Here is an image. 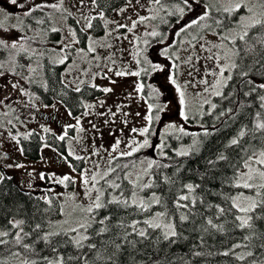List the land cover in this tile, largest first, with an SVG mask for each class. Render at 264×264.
I'll use <instances>...</instances> for the list:
<instances>
[{"label": "rangeland", "instance_id": "obj_1", "mask_svg": "<svg viewBox=\"0 0 264 264\" xmlns=\"http://www.w3.org/2000/svg\"><path fill=\"white\" fill-rule=\"evenodd\" d=\"M40 2L41 0H36V3ZM45 2L52 4L59 3V0H45ZM178 2L179 0H162L164 10L157 11L159 6L153 4L152 0H139L138 3L133 0L132 5L127 7L125 0L109 11L108 14H105V18L129 26L139 16H155L156 19H150L143 24H139L132 33L121 29L119 33L112 32V35H109L108 33L115 27L113 23H109L106 28L102 20V32L100 34L86 28L84 18H90L98 14L96 6H93L90 0H84L83 5L79 3V0H63L65 11L62 12L52 8H44L42 11L50 16V24L48 25L37 23V20H42L39 17L36 20L33 16L24 17L22 10L8 4L7 0H0V6L5 8V12L0 13V23L11 30L13 38L17 35L23 36L25 38L24 46L28 49L27 53L18 55L13 53L15 57L14 64L9 53L5 54L3 57L5 70L14 68L17 73L13 76L9 72L6 79L19 80V83L29 93L27 96L22 95L9 86L7 93L11 94V99L0 104V157H3L0 159V173L11 176L20 188L34 192L42 199H47L48 196L53 195L59 200L61 205L60 216L51 221V231L64 230L69 232L71 228H78L79 223L90 224L92 222L93 212L87 213L85 209L92 203V199L95 198L97 193L95 191L91 193L92 199L85 194V186L82 183V173L85 170H87L88 176L91 177L93 174H103L110 168H116L115 174L117 175L131 169L129 178L134 187L138 188L137 184L146 182V179L149 182L151 180V171L148 168L149 161H156L152 168L159 167L160 163H163V167L169 163V160L161 156L160 150L155 147L160 144L161 137L166 132V126L172 123L177 128L182 126L185 131H192L194 127H197L196 117L212 109L214 99L217 96L215 91L218 90L221 93L224 85L228 82L218 88L214 87L216 81L220 79L219 67L228 63L224 58L225 54H230L229 49L234 50L229 42H231L232 37H235L242 30L239 26L241 18L249 15L247 8L242 7L243 12L238 16L235 26L230 28L224 36H220L211 30L196 34L192 32V28L177 36L175 33L182 26L195 18L198 13L204 11L203 6L205 4H211L213 9H217L221 4L228 6L229 0H219V3L217 0H203L205 4L200 1V6H194L196 7L195 12L185 10V14L180 17L182 24H180L181 21L173 24L170 21L169 17L171 15L169 13L173 12ZM240 2L247 3V0H240ZM122 7H126V11L118 14L117 10ZM42 11L38 10L36 13H42ZM68 13H71V15H68ZM70 18H73V21ZM205 22L202 21L201 24L203 25ZM74 26L84 29L81 33V42L88 37L86 43H83L81 47L75 46L79 34ZM53 28L59 30L57 37L50 35ZM72 30H75L77 37L76 35L75 37L70 35ZM152 30L162 34L163 43L160 42L158 37L153 38L144 35L145 32ZM2 34H4L3 30H0V35ZM99 35L101 37H96ZM117 35H120L121 39H115ZM123 36H127V39H123ZM225 36L229 37L227 39L229 42L223 39ZM135 37H139L140 40L136 41ZM145 39L149 40L148 45L143 44ZM90 44L96 48V51L94 57L89 61L86 57L89 56L87 49ZM65 45L68 47H65ZM102 45H111V47ZM137 45L145 49V55L150 60L163 66L164 71L154 72L148 76L142 75L141 77H116L114 73L117 70H138L139 66L134 59ZM213 45H223V47L218 48L213 47ZM165 47L169 48L171 59L160 55L161 50ZM69 55L71 57L68 61L69 67L62 71V78L67 85L74 89L81 87L83 84H95L100 89L103 87L114 89L112 93L108 94L100 91L98 97L84 101V104L95 105L93 109L89 110L91 114L88 116L82 115L86 111L85 108L82 112L70 116L67 108L59 100L54 99L53 102H46L38 93L39 88H43L45 84L42 61H45V58H50L54 63H59L61 58ZM210 56L213 58L209 59ZM189 57L192 58L190 64L186 62ZM216 57H219V59ZM232 59L235 60V57H232ZM173 64L176 65L175 68L171 67ZM109 69H112V71H109ZM102 73L105 76H101ZM173 73L177 84L185 92L187 104L185 110L188 117L192 118L191 120L185 121L180 115L179 94L176 91V86L169 81V75ZM231 73L232 71L226 70L224 78L226 79ZM20 74L30 77V81L21 79ZM111 80H116V84H111ZM138 80H143L146 85L157 88L161 93L159 103H166L168 106L166 111L160 114L161 120L153 124L152 134L148 137L153 147L141 149L131 156L121 157L119 152L129 151L128 144L131 143L133 138L138 141L144 139L133 134L131 129L133 127L141 128L145 125L143 119L147 113L145 100L148 99L150 90L146 87L145 100L138 97L126 99L129 93L135 96L134 86ZM81 81H84V83L81 84ZM203 81H206V83ZM3 82L4 79L0 78V83ZM5 94V91L0 89V99H3ZM101 100L104 101L103 106L99 104ZM33 104L35 107H33ZM45 105H48V107H45ZM52 105H55V108ZM118 105H126L123 111L130 113V115L123 117L120 113H117L115 117H110L107 114L109 109L116 112ZM101 112L105 115H97ZM137 112L140 113V116L136 115ZM76 117H79V126L83 127L84 131L79 132L76 127H71L75 135L72 136L67 133L68 137L64 140L65 153L58 151L50 144H48L49 147H44L45 144L40 147V156L36 159L29 158L20 151L21 139H24L25 135L29 133L38 134L43 139L49 133H54L56 136L63 135L66 126L76 125ZM124 119L128 121L126 125L122 122ZM106 120L110 122L105 123ZM92 124L97 126L96 129L92 128ZM44 128H48L50 131L45 132ZM69 128H67V131L70 130ZM176 131L168 129L167 133L173 134ZM12 136L19 140V144L11 138ZM117 139L121 143L117 151L112 153V156L116 159H112L109 153ZM69 151L74 153L72 157L80 156L84 158V165L81 169L77 170L72 166L68 156ZM179 151H184L182 146L178 149ZM96 152L98 154L94 155L93 153ZM62 157H67V160ZM9 164H22L24 167L9 168L6 166ZM124 165H127V167L125 168ZM253 166L258 167L257 165ZM243 171L246 170L242 168L240 172ZM42 174L44 179H41ZM65 175L70 176L72 182H66V184L55 182L54 177L62 178ZM109 176L104 180L111 182L112 180L107 179ZM96 188H99L103 193L100 180L96 184ZM141 188L145 187L142 186ZM243 194L253 195L254 193L246 190ZM151 197L148 201L151 200ZM137 199L141 200L139 197ZM158 212L161 211L156 208L154 215ZM163 222L167 223L169 221L165 218ZM144 226L147 225L144 224ZM79 231L84 233V229ZM72 235L75 237L77 233L73 232Z\"/></svg>", "mask_w": 264, "mask_h": 264}, {"label": "trees", "instance_id": "obj_2", "mask_svg": "<svg viewBox=\"0 0 264 264\" xmlns=\"http://www.w3.org/2000/svg\"><path fill=\"white\" fill-rule=\"evenodd\" d=\"M125 0H99L98 12L103 10L105 14L113 10ZM165 1V0H164ZM205 4L203 0H200ZM211 5V4H210ZM210 19L203 25L209 27H193L192 32L198 34L202 31H214L220 36L227 34L229 29L235 26L238 16L243 12V8L231 14L217 11L211 8ZM36 13L32 16L41 18L44 23L50 24V16L47 13ZM97 16V15H96ZM170 21L175 24L181 21L178 15H171ZM73 21V18H70ZM222 21V26H218L215 21ZM48 22V23H47ZM91 28L95 33L102 32V21L97 19L92 21ZM182 24V21L180 22ZM78 31V39L81 40L82 29L75 26ZM259 30L253 29L249 32L246 39L249 43H254L251 37L258 35ZM52 37L58 36V31L50 32ZM228 41V40H227ZM231 41V40H230ZM229 42V41H228ZM231 43V42H229ZM234 50H240L241 56L244 55V42L236 39L235 44L231 43ZM255 48L259 51L260 45ZM7 51H0V63H3V57ZM52 62V63H49ZM238 64H250L252 57L247 56L242 61L240 57H235ZM42 69L47 71V83L43 88H39L40 97L51 102L53 98L60 100L68 112L76 115L84 110L83 101L99 95V88H92L91 85H82L81 91L76 92L74 88L65 83L60 74L63 65L54 63L52 59L45 58L42 62ZM238 70H232V80H229L223 87L221 95L214 99L211 110L205 111L202 115L196 117L192 131H185L187 135L176 131L173 134L163 136L166 147L164 158L169 160L168 167H159L150 169L151 180L143 183H136L138 188L134 187L128 169L121 175L111 173L107 178L116 180L121 185L120 189L108 187L105 180H100L103 189V201H108L113 197H120L123 191V198L131 201L132 192L137 193L141 200L149 202V198L155 193L160 197L161 203H152L147 211H141L135 205L127 208L116 204L108 205L107 208H101L93 211V220L87 232H80L88 235L89 240L84 241L83 248H77L71 239V231L58 230L61 235L52 238L53 243H57L56 251H52L43 241L37 242V233L33 231L37 223L41 224L40 235L51 231V221L60 216V202L53 195L47 199H42L39 195L31 191H25L18 186L11 176L3 174L5 179L0 182V231H7L9 235L0 239L7 241L0 244V264H23L25 260L38 261V264H45L42 257H48L55 260L63 257L65 264H110L107 256L114 251V244H123L124 249L119 256V264H253V261L264 260V249L259 245L264 240L253 237L250 241L245 237L251 233L247 229L236 227L238 223L235 220L236 215H240L235 209L231 208V201L228 197H234L239 193L246 192V189L235 187L234 175H238L243 168V159L250 154V148L254 147L259 151L264 137V130H256L257 122H264V108L260 107L259 95L264 94L257 90L250 96L243 93L248 91V87L242 86L241 78L237 75ZM142 79V78H141ZM259 82V78H256ZM259 113V115H257ZM192 118H189L191 120ZM193 128V127H192ZM72 133L73 128H69ZM246 134L240 138V144L233 146L230 141L237 138L240 131ZM54 133H49L44 139L38 134H31L28 139H21V148L23 153L36 159L40 156L39 149L41 144H50L58 151L65 153V141L56 139ZM183 147L188 155H177L178 149ZM225 159H220V156ZM72 166L79 170L84 165V160H77L69 156ZM127 177V178H125ZM148 182V183H147ZM151 187L141 188L145 184ZM71 184V183H70ZM187 184L194 186V191L189 192L185 187ZM187 195V201H179L186 207L177 210L175 203L180 196ZM225 209L224 214H220L218 208ZM166 212L167 221L176 225V230L180 234L175 243L163 241L161 229H149L144 226L143 221L154 215L155 209ZM259 211V210H258ZM187 215L188 220L181 222L179 216ZM104 217H110L105 224L99 221ZM211 219L217 228H212L207 224ZM23 220V232L32 233L30 237H25L22 243L33 244L34 251H26L21 245L15 243V235L20 230L13 228L9 221ZM136 223L137 231L142 227L147 230L146 239H141L137 231L131 227ZM257 227L260 232H264V221H257ZM223 225V230L219 226ZM101 228H107L102 234H97ZM207 229V232L204 231ZM66 233V234H65ZM127 235L128 241L135 242V248L127 244L123 237ZM203 238V240L201 239ZM89 244H95L91 249ZM242 245L239 248H233L234 245ZM247 245V247H243ZM232 251H229V250ZM229 251V255H223ZM251 251L253 256L246 257L245 260H238L236 257L242 253ZM195 252L202 253L200 256L194 255ZM19 253V255H13ZM102 256L103 259H98ZM73 259L69 260L68 258ZM134 257V259H133ZM79 258V259H77Z\"/></svg>", "mask_w": 264, "mask_h": 264}, {"label": "snow or ice", "instance_id": "obj_3", "mask_svg": "<svg viewBox=\"0 0 264 264\" xmlns=\"http://www.w3.org/2000/svg\"><path fill=\"white\" fill-rule=\"evenodd\" d=\"M91 4L93 6H99V0H90ZM138 3L139 0H136ZM219 3V0H217ZM7 3L17 7L18 9L22 10V15L24 17H31L32 14L38 10H43L44 8H52L55 9L56 11H65L63 9V0H59V3H52L48 4L45 2V0H41L40 3H36V0H7ZM79 3L81 5L84 4V0H79ZM133 3V0H126V7L131 6ZM152 3L155 5H158L159 8L157 11L164 10V4L162 3V0H152ZM194 6H200V0H179V2L175 5L173 12L169 13V15H178L179 17H182L185 14V10L188 12H195L196 7ZM126 7L119 8L118 14H122L126 11ZM204 11L201 13H198L195 18L191 19L186 25L182 26L175 34L179 36L181 33L185 32L187 29L193 28V27H209L208 25H202V21H206L210 19V12L209 10L212 8V5L210 4H205L204 6ZM247 8V12L249 15L247 17H242L241 22H240V28L242 29L240 32L237 33L235 37L231 38V43L235 44L236 39H239L240 41L244 42V48H243V53L244 55L241 56L240 50H232L229 49V53L225 54V59L228 61L226 65L220 66L219 67V77L216 81V84L214 87L218 88L225 84L227 81L232 80L233 76L229 75L227 78H224V72L227 70L231 72L232 70H238L237 75L241 78L242 81V86L243 87H248V91L244 92L243 94L245 96H250L252 93L257 92V90L264 92V0H247V3H241L240 0H229L228 6H225L221 4L218 8L217 11H222L224 13H233L238 11L241 8ZM5 8L3 6H0V13H4ZM68 15H71V13H68ZM98 17L100 20L104 21V26L107 28L109 23L115 24V27L108 33L109 35H112V32H117L119 33L121 29H124L128 33H132L134 29L137 28L139 24L145 23V21L150 20V19H156L155 16H139L137 20H133L131 22V26L127 24H120L116 21H109L108 19L105 18V13L103 10L99 11ZM86 20V28H92L93 23L92 21L97 19V16H92L90 18L85 17ZM37 23H44L43 20H37ZM215 23L218 26H222V21L216 20ZM253 29H258L259 33L256 36L251 37V40L254 43H249V41L246 39L249 37V32ZM0 30H3L2 35H0V51H7L9 53V56L12 57V63H15V57L13 53L15 54H20V53H27L28 49L25 48L24 46V40L25 38L23 36L17 35L15 38L12 37L11 30L7 29L4 27L2 23H0ZM53 32L59 31L56 28L52 29ZM70 35L72 37H75L76 32L75 30H72L70 32ZM147 37H153V38H160V42L163 43V36L160 32L152 30V31H147L144 34ZM115 39L119 40L121 39L120 35H117ZM123 39H127V36H123ZM223 39L227 40L229 37L225 36ZM136 41H139V37H135ZM75 42V41H74ZM95 43V42H94ZM144 45L149 44V40L145 39L143 40ZM258 44L260 45L259 51L256 50L255 45ZM102 46H107L111 47V45H102ZM65 47H68L65 45ZM213 47H218L222 48L223 45H213ZM88 52H95L96 48L92 46L91 44L88 46ZM160 55L168 57L171 59L169 56V48L165 47L161 50ZM251 56L252 57V62L250 64L244 65V64H238L235 62V60L232 59V57H240L241 61L247 57ZM209 59L213 57H208ZM219 59V57H216ZM65 59L67 57L61 58L59 63H64ZM111 59V57H109ZM134 59L136 64L139 66L138 70L136 71H128V70H117L115 71L114 75L116 77H126V76H134V77H141L143 76H148L151 73L154 72H162L164 71L163 66H161L159 63H154L152 60L148 58L147 55H145V49L140 48L138 45L136 46V51L134 53ZM191 57L188 58L186 61L187 63H191ZM115 63V61H113ZM172 68H175L176 65L173 64L171 66ZM109 71H112V69H109ZM11 73V75L15 76L17 73L15 72L14 68L13 69H8L5 70V65L4 63H0V78L4 79L3 83H0V89L5 91V96L3 99H0V104H3L5 100H10L11 99V94L7 93V89L10 86L13 90L19 91L22 95H29L27 90L19 83V80H8L6 79V76L8 73ZM259 78V82L257 81L256 78ZM21 79H26L30 81V77H27L24 74H20ZM169 81L171 84L176 86V91L179 94V104L181 105V110H180V115L181 117L187 121L189 119L188 114L186 112V98H185V92L181 89L180 85L177 84V80L175 78V74H170L169 75ZM206 83V81H203ZM84 81H81V84H83ZM111 84L115 85L116 80H111ZM92 88H96L97 85L92 84ZM146 87L150 90L148 93V99L145 100V89ZM76 92H80L81 89L80 87H76L74 89ZM105 94L112 93L114 89L112 87H103L100 89ZM134 93L135 96H133L132 93H129L126 99H134L138 97L141 100H145L147 104V113L144 115L143 119L145 121V125L141 128H136L133 127L131 129V132L137 136L143 137L144 139L142 141H138L135 138L132 139L131 143L128 144V148L130 149L129 151H122L119 152V156L125 157V156H131L136 152H139L141 149L144 148H149L153 147V145L150 143L149 136L152 134V128L153 124L155 122H158L161 120V113L165 112L167 109V104H161L159 103V97L161 95L160 91L157 88L152 87L151 85H146V83L143 80H138L135 82L134 86ZM215 95H221V93L217 90L215 91ZM150 101V102H149ZM259 101L260 107L264 108V94L259 95ZM99 104L103 106L104 101L101 100L99 101ZM33 107L35 105L33 104ZM45 107H48V105H45ZM53 108H55V105H52ZM83 107L86 109L82 113L84 116H88L91 114L89 110L93 109L95 105L93 104H83ZM126 107V105H118L116 112H112L111 109L108 111V115L110 117H115L117 113H120L123 117H128L130 113L124 112L123 108ZM213 108H215V105H212ZM70 116L72 115V112L69 111L68 113ZM97 115H105V113H97ZM137 116H140V113H136ZM259 115V113H257ZM109 120H106L105 123H109ZM125 125L128 123L127 119H124L122 121ZM11 123V122H9ZM80 119L79 117H76V125H68L66 126V129L64 131L63 135L57 136L56 139L63 141L65 140L67 136V128L68 127H76L79 132H83L84 128L80 127ZM96 125L92 124V128L96 129ZM168 129H173L177 130L182 134L187 135L185 132V129L181 126L177 128L175 124L169 123L166 126V132L165 135H167V130ZM256 130H264V122H257L255 125ZM45 132H49L50 129L44 128L43 129ZM245 132L242 130L239 132V135L237 138H233L230 141V144L233 146H238L240 144V138H243L245 136ZM28 135H31L29 133ZM28 135L24 136V139H28ZM13 140L19 144V140L15 136L11 137ZM43 139V138H42ZM261 147L259 151L256 150V148L252 147L250 150H245V151H250V154L246 155L243 159V168L246 171L240 172L238 175H234V179L236 181L235 187L238 188H243L246 190H249L250 192H253V195H244L243 193H240L236 195L235 197H228L231 201V208L235 209L240 215L235 216V220L238 222L236 224V227L239 229H247L251 233L249 236H246V240H251L253 237L257 239L264 240V232H260L257 227V221H264V137H261ZM121 141L119 139L116 140V143L112 146V150L109 153V156L112 159H116V157L112 156L113 152H116L117 149L119 148ZM44 147H49L48 144H45ZM160 150V155L165 156L166 153L164 152V148L166 147V144L164 142V138L161 137V142L160 144L155 146ZM21 152H23V148L20 149ZM98 154V152L93 153ZM74 153L72 151L68 152V156H73ZM177 155L180 156H185L188 155V152L186 151H179L177 152ZM3 157H0L2 159ZM63 159L67 160V157H62ZM220 159H225L224 156H220ZM75 159L77 160H83V157L80 156H75ZM156 164L155 160H151L148 163V168L151 169L153 165ZM253 165H257L258 167H254ZM7 167H17L21 168L24 167L22 164H9L6 165ZM126 168L127 165H124ZM164 167H168V165H164ZM75 171V169H73ZM116 168H110L107 171H105L103 174H93L91 177L88 176L87 170H85L82 173V183L85 186V194L89 196L90 199L91 193L95 191L97 194L94 199H92V203L85 209L87 213H92L94 210H99L101 208H107L108 205L111 204H116L118 206H123L124 208H127L131 205H135L138 207L141 211H147L148 208L152 203L155 204H160L161 199L159 196H157L155 193L152 194L151 200L146 204L145 201L143 200H138L137 199V193L135 191L132 192L131 195V201L127 198H123V191H121V196L120 197H113L112 199L108 201H103L102 200V195L103 193L99 188H96V184L99 183V180H104L107 176H109L110 173L115 172ZM99 176V179H98ZM55 182L58 184H66V182H72V178L70 176H63L62 178L60 177H54ZM127 178V177H125ZM5 179H10V177H5L2 173H0V182H3ZM41 179H44L43 174L41 175ZM107 182V181H106ZM108 187L112 189H120L121 185L116 182V180H112L111 182H107ZM91 184V186H89ZM143 187H151L150 184H145ZM185 187L188 189L189 192L194 191V186L192 184H187ZM189 197L187 195L180 196L178 200L175 203V208L179 210L180 208L186 207V205L180 204L179 201H187ZM220 214L225 213V209L222 207L218 208ZM259 210V211H258ZM167 216L166 212H158L156 213L153 217L149 219H145L143 223L147 225V228L149 229H161L162 230V239L163 241H168L170 243H175L176 238H179L180 234L176 230V225L172 223L171 221L164 223L163 221L165 220ZM110 219V217H104L99 221L100 224H105V221ZM179 220L181 222L187 221L188 216L181 214L179 216ZM11 226L13 228H18L20 229L16 235H15V243L17 245H21L26 251H34V245L33 244H27V243H22L25 237H30L32 233H25L23 232L22 225L25 223L23 220H13L9 221ZM136 223L134 222L133 225L131 226L133 228V231H137L136 229ZM207 224L210 225L212 228H217L218 226L213 223L211 219L207 221ZM91 225L88 223H79L78 228H71L69 231L77 233V236L73 237L71 239V243H73L77 248H83L84 247V241H87L90 239L88 235L81 234L80 229H84L85 232H87L88 228ZM41 224L37 223L33 229L34 232L37 233V242L38 241H43L46 246L50 247L52 251H56L57 248V243H53L52 238L58 237L61 235L60 232L57 231H48L44 235H40L39 232L41 230ZM220 230H223V225L219 226ZM107 231V228H101L98 231V235L102 234ZM205 232H207V229H204ZM66 234V233H65ZM9 235V232L7 231H0V238L7 237ZM137 235L143 240L146 239L148 236L147 230L146 229H140L137 231ZM203 240V238H201ZM123 240L127 243L130 244L133 248H135V242L134 241H128L127 240V235L123 237ZM7 243L6 240L0 239V244H5ZM242 245L236 244L233 246V248H239ZM89 248L94 249L96 247L95 244H89ZM243 247H247V245H243ZM261 249H264V243H261L259 245ZM124 249L123 244H114V251L111 252L110 255L107 256V261L110 262V264H119V256L122 254V250ZM229 251H232L231 249ZM229 251H226L223 253V255L227 256L229 255ZM202 253L200 252H195L194 255L200 256ZM13 255H19V253H13ZM253 256V252L248 251L245 253H242L238 255L236 258L238 260H245L246 257H251ZM98 259H103L102 256H98ZM69 260L73 259L72 257L68 258ZM79 259V258H77ZM134 259V257H133ZM42 260L45 262V264H65L64 258L58 257L55 260L49 259L48 257H42ZM23 264H38V261L32 260L28 261L25 260ZM253 264H264V260L260 261H253Z\"/></svg>", "mask_w": 264, "mask_h": 264}, {"label": "flooded vegetation", "instance_id": "obj_4", "mask_svg": "<svg viewBox=\"0 0 264 264\" xmlns=\"http://www.w3.org/2000/svg\"><path fill=\"white\" fill-rule=\"evenodd\" d=\"M89 29H91V28H89ZM76 31H77V28H76ZM83 32V31H82ZM91 36H93V35H91ZM76 37H77V35H76ZM96 37H101L100 35L99 36H96ZM88 38V37H87ZM87 38L86 39H83V41L81 42L78 38H77V43L75 44V46H79V47H81L82 45H83V43H86V40H87ZM88 54H89V56H87L86 57V59L87 60H91L93 57H94V54H95V52H88ZM70 55L67 57V59H65V61H64V63H62V65H63V69L62 70H60V74L62 75V71L63 70H66L68 67H69V60H70ZM73 60V59H72ZM25 64V63H24ZM59 64H61V63H59ZM44 73H45V78H46V83H47V71H45L44 70ZM101 76H105V74L104 73H102V75ZM86 85H88V84H86ZM84 86V85H83ZM82 86V87H83ZM81 87V88H82ZM100 89V88H99ZM95 97H93V98H89V99H94ZM60 101V100H59ZM61 102V101H60ZM62 103V102H61ZM63 104V103H62ZM64 105V104H63ZM65 106V105H64ZM80 113V112H79ZM68 133H69V131H67ZM69 134H71L72 136H74L75 134H74V131L72 132V133H69Z\"/></svg>", "mask_w": 264, "mask_h": 264}]
</instances>
